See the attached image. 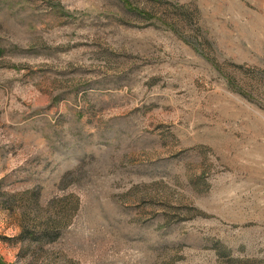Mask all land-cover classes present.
<instances>
[{
    "label": "rangeland",
    "instance_id": "374dc122",
    "mask_svg": "<svg viewBox=\"0 0 264 264\" xmlns=\"http://www.w3.org/2000/svg\"><path fill=\"white\" fill-rule=\"evenodd\" d=\"M0 264H264V0H0Z\"/></svg>",
    "mask_w": 264,
    "mask_h": 264
}]
</instances>
